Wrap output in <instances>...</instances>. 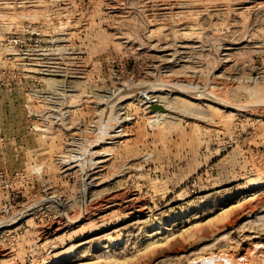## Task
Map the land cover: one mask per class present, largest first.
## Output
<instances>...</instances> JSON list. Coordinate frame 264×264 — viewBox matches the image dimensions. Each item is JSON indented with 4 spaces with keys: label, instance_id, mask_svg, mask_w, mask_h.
Returning a JSON list of instances; mask_svg holds the SVG:
<instances>
[{
    "label": "rangeland",
    "instance_id": "1",
    "mask_svg": "<svg viewBox=\"0 0 264 264\" xmlns=\"http://www.w3.org/2000/svg\"><path fill=\"white\" fill-rule=\"evenodd\" d=\"M218 255L264 264V0H0V264Z\"/></svg>",
    "mask_w": 264,
    "mask_h": 264
},
{
    "label": "bare ground",
    "instance_id": "2",
    "mask_svg": "<svg viewBox=\"0 0 264 264\" xmlns=\"http://www.w3.org/2000/svg\"><path fill=\"white\" fill-rule=\"evenodd\" d=\"M148 101H150V100H148ZM148 106V105H147ZM160 110V109H159ZM158 111V110H157ZM156 112V111H155ZM159 112V111H158ZM153 114H155V113H153ZM158 114V113H157ZM160 115H162V113H161V111H160V113H159ZM164 114V113H163ZM94 173V172H93ZM86 174H88V173H86ZM93 175V174H92ZM95 176V175H94ZM88 177V176H87ZM91 178V177H90ZM93 178H95V177H93ZM90 180V179H89ZM94 180V179H93ZM93 182V181H92ZM116 196H119V195H116ZM127 197V196H126ZM119 198H120V196H119ZM129 198V197H128ZM108 199V198H107ZM111 199V198H110ZM113 199H114V196H113ZM130 199V198H129ZM133 199V198H132ZM136 200V199H135ZM125 201H126V199H125ZM129 200H127V202H128ZM114 202H115V200H114ZM122 202H123V200H122ZM121 202V203H122ZM131 202H132V200H131ZM136 202V201H135ZM97 203H99V202H97ZM110 203H112V202H110ZM117 203V202H116ZM96 204V203H95ZM100 204H101V202H100ZM100 204H98V205H100ZM119 204V203H118ZM127 204H130L129 202L127 203ZM132 204V203H131ZM110 205V204H109ZM135 205H137V204H135ZM125 206V205H124ZM131 206V205H130ZM133 206H134V203H133ZM95 207V206H94ZM93 207V208H94ZM99 207V206H98ZM97 207V208H98ZM101 207V206H100ZM121 207V206H120ZM123 207V206H122ZM93 208H92V210H93ZM102 208V207H101ZM126 208H127V206H126ZM94 210H95V208H94ZM103 210V209H102ZM125 211V210H124ZM97 213H98V211H97ZM96 213V214H97ZM129 213V212H128ZM91 214H92V212H91ZM90 215V214H89ZM65 216V215H64ZM80 216H82L81 214H80ZM85 216V215H84ZM72 217V216H71ZM75 218V217H74ZM74 218H72L73 220H74ZM80 217H78V219H79ZM82 218V217H81ZM64 219H66V217L64 218ZM67 219H68V216H67ZM70 219V218H69ZM68 219V222L70 221ZM78 219H77V221H78ZM72 221V220H71ZM70 221V222H71ZM75 221H76V218H75ZM76 221V222H77ZM65 222V221H64ZM67 222V221H66ZM59 223H60V221H59ZM62 224V223H61ZM67 224V223H66ZM65 224V225H66ZM221 260V261H220ZM242 260H244V259H242ZM218 261H220V262H218ZM232 262L233 263V260L232 259H230L228 256H224V255H218V256H210V257H208V258H202V259H200L199 260V262L197 263V264H228L229 262ZM243 262V261H242ZM241 264H257V261H255V260H252L251 261V263H250V261H249V263H241Z\"/></svg>",
    "mask_w": 264,
    "mask_h": 264
},
{
    "label": "water",
    "instance_id": "3",
    "mask_svg": "<svg viewBox=\"0 0 264 264\" xmlns=\"http://www.w3.org/2000/svg\"><path fill=\"white\" fill-rule=\"evenodd\" d=\"M155 108L156 109H160V110H163L164 109V107L162 105H160V104L155 105Z\"/></svg>",
    "mask_w": 264,
    "mask_h": 264
}]
</instances>
